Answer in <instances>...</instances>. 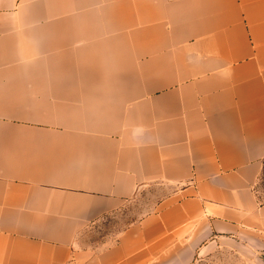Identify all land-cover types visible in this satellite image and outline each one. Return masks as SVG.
I'll return each mask as SVG.
<instances>
[{"label":"crops","instance_id":"0c3cea01","mask_svg":"<svg viewBox=\"0 0 264 264\" xmlns=\"http://www.w3.org/2000/svg\"><path fill=\"white\" fill-rule=\"evenodd\" d=\"M263 171L264 0H0V264H264Z\"/></svg>","mask_w":264,"mask_h":264},{"label":"rangeland","instance_id":"374dc122","mask_svg":"<svg viewBox=\"0 0 264 264\" xmlns=\"http://www.w3.org/2000/svg\"><path fill=\"white\" fill-rule=\"evenodd\" d=\"M259 197L264 201V171L257 185ZM160 193L152 190L151 194L136 198L124 210L105 218L96 228L89 231L88 239L92 244L105 243L114 240L119 231H121L128 223H131L140 216L151 211L156 198ZM237 260L233 255L217 251L197 258L193 264H236Z\"/></svg>","mask_w":264,"mask_h":264}]
</instances>
